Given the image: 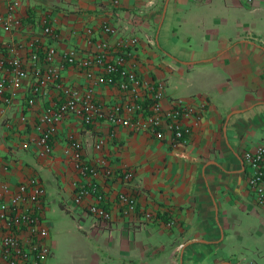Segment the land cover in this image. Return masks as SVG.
<instances>
[{"label":"crops","instance_id":"1","mask_svg":"<svg viewBox=\"0 0 264 264\" xmlns=\"http://www.w3.org/2000/svg\"><path fill=\"white\" fill-rule=\"evenodd\" d=\"M17 1L22 25L12 31L0 25V55L7 53L5 43L25 41L47 24L56 35H46L44 44L86 49L87 26L95 38L114 39L100 29L108 22L119 33L138 35L140 76L164 81L169 96L203 101L204 109L189 142L179 147L103 118L84 125L69 115L55 124L51 153L40 156L31 140L34 122L57 92L50 87L47 97L36 95L24 107L29 121L22 123L27 81L0 116V185L36 175L45 187L44 209L56 200L75 211L103 264H264V204L256 202L242 157L264 143V0ZM18 53L25 57L24 50ZM62 78L85 85L71 65ZM95 96L103 105L123 98L116 86L105 84ZM69 132L81 140L86 159H105L114 174H80L64 152ZM98 135L104 143L96 149ZM122 167L133 170L131 179H120ZM90 181L104 193L103 204L113 206L117 192L126 191L152 216L129 218L115 210L109 222L98 223L85 212L91 195L79 205L72 201L75 183Z\"/></svg>","mask_w":264,"mask_h":264},{"label":"built area","instance_id":"2","mask_svg":"<svg viewBox=\"0 0 264 264\" xmlns=\"http://www.w3.org/2000/svg\"><path fill=\"white\" fill-rule=\"evenodd\" d=\"M117 0H115L116 2ZM17 0H0V25L12 31L22 25ZM103 33L114 35V39L95 38L94 28L87 26L85 34L88 48L68 47L57 49L43 43L46 35L54 36L53 25L43 26L42 32L25 41L5 43L6 55H0V116L18 99L24 84L29 81V95L24 97L19 120L29 121L24 107L35 103L36 95L47 97L50 87L57 92L48 99L38 112L34 122L36 135L31 138L35 151L40 156L51 153L52 133L55 124L69 115H75L84 125L103 118L110 124H120L133 131L148 132L157 138H167L172 147L186 145L190 140L193 124L197 123L204 103L190 101L165 93L162 80H148L138 73L135 48L139 37L133 33L122 34L108 22H102ZM22 49L25 57L18 51ZM67 65L80 70L85 85L73 86L62 78ZM114 85L122 93L121 100L109 105L99 103L96 88L99 85ZM191 119V120H190ZM190 120V121H189ZM103 136H97L93 145L102 147ZM28 142H24L27 146ZM64 152L69 154L74 168L83 175L103 173L110 176L114 169L105 159L90 162L83 156L81 140L73 133L67 134ZM248 168L247 181L256 202L264 204V143L256 144L242 154ZM131 168L122 167L120 179L129 180ZM85 212L100 224H106L117 210L124 217L150 218L151 211H140L137 198L126 191H118L113 206L102 202L105 195L96 182H77L72 201L81 204L86 196ZM45 187L36 175L11 186L0 185V264H47L51 254L49 225L45 221ZM82 227L81 219L77 220Z\"/></svg>","mask_w":264,"mask_h":264},{"label":"rangeland","instance_id":"3","mask_svg":"<svg viewBox=\"0 0 264 264\" xmlns=\"http://www.w3.org/2000/svg\"><path fill=\"white\" fill-rule=\"evenodd\" d=\"M77 219L75 211L62 208L56 200L45 207L54 252V258L50 256L47 264H103L97 243L78 226Z\"/></svg>","mask_w":264,"mask_h":264}]
</instances>
